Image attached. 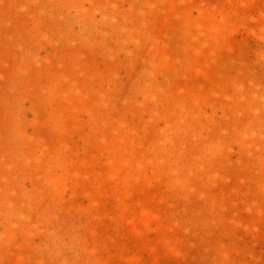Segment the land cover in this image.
I'll return each mask as SVG.
<instances>
[{"label": "rangeland", "instance_id": "374dc122", "mask_svg": "<svg viewBox=\"0 0 264 264\" xmlns=\"http://www.w3.org/2000/svg\"><path fill=\"white\" fill-rule=\"evenodd\" d=\"M0 264H264V0H0Z\"/></svg>", "mask_w": 264, "mask_h": 264}]
</instances>
